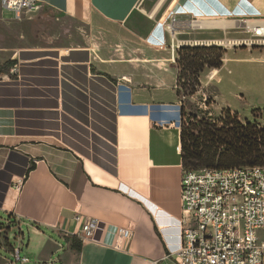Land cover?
<instances>
[{"label": "crops", "instance_id": "0c3cea01", "mask_svg": "<svg viewBox=\"0 0 264 264\" xmlns=\"http://www.w3.org/2000/svg\"><path fill=\"white\" fill-rule=\"evenodd\" d=\"M139 1L39 0L37 11L88 28L85 44L67 47L13 48L14 16L0 12V65L14 61L0 69V236L13 250H22L26 228L41 237L45 263L53 252L60 263H171L182 217L176 49L233 40L241 17L264 15V0H169L137 31L128 22ZM165 17L190 25L171 35ZM228 51L220 68L201 73L202 85L218 90ZM212 97L211 109L239 115ZM76 215L99 222L78 253L66 239L81 228ZM118 227L129 235L112 245Z\"/></svg>", "mask_w": 264, "mask_h": 264}, {"label": "built area", "instance_id": "2783aa9c", "mask_svg": "<svg viewBox=\"0 0 264 264\" xmlns=\"http://www.w3.org/2000/svg\"><path fill=\"white\" fill-rule=\"evenodd\" d=\"M0 7L20 18L23 12L37 11L41 5L39 0H0ZM241 21L253 38L242 42L264 47V18ZM250 21L254 23L248 25ZM176 25L172 17L166 26L171 35ZM179 192L180 242L167 255L170 264H264V166L183 168ZM81 219L76 237L81 242L94 240L98 220L75 216V220ZM128 235V229L115 228L111 244L119 245ZM20 250V246L14 249L10 264L29 262L28 257L20 256Z\"/></svg>", "mask_w": 264, "mask_h": 264}, {"label": "rangeland", "instance_id": "374dc122", "mask_svg": "<svg viewBox=\"0 0 264 264\" xmlns=\"http://www.w3.org/2000/svg\"><path fill=\"white\" fill-rule=\"evenodd\" d=\"M168 1L140 0L135 9V14L128 22V25L139 31L147 19L164 11ZM216 1L218 2V0ZM245 3H247V0H245ZM188 9L191 10V8ZM0 12L4 19L13 18V15L4 8L0 7ZM165 18V20L168 19L166 22L169 24L171 18ZM241 18H264V15L260 12H254ZM181 24L186 27L190 25L189 22H179L177 20L176 26ZM9 27L11 31L9 41L13 48L34 45L50 47L83 45L87 40L88 33L87 27L73 20L64 17L57 18L54 15H48L40 11L23 12L20 18H14L10 21ZM231 31L233 33L230 38L235 40L234 43L231 45H220L226 50L229 48L230 51L226 54L229 62L223 70L222 82L219 85L217 84L218 90L211 84L202 85L200 82L196 92L189 94L188 90H186L187 88H183V84H186L187 80L181 78L178 85V98L183 105L185 112L184 122L188 128H193L203 118L216 125H221L222 120L233 117V112L229 109L210 108L213 103L212 96L215 93L219 107L228 105L237 110L241 117L239 118V115H237L238 119L242 123L246 119L258 124L260 127L264 126V47L256 44L245 45L242 42V40L253 39L250 33L245 30L243 22H236ZM0 41H3V39H0ZM242 46L256 49H254L253 53L237 49ZM232 49L236 50L232 51ZM228 69L231 72H228ZM207 70L208 68H206ZM201 76L204 78V74H200ZM209 112H212V114L209 115ZM22 230L24 235L20 256L28 257L29 262L26 264H76V256L71 257L69 262L64 260V262L60 263L58 258L61 252L50 254L51 261L54 259L56 261L45 263L44 260L47 262V256L45 251L40 249L41 237L29 234L26 228ZM2 234H6V232L4 231ZM53 238L59 240L57 236H53ZM60 244L65 245L64 238L60 240ZM0 246L5 248L0 247V264H10L8 262L13 260L12 253L14 250L10 245L9 239L3 235L0 236ZM38 260L40 261L38 262Z\"/></svg>", "mask_w": 264, "mask_h": 264}, {"label": "trees", "instance_id": "16d2710c", "mask_svg": "<svg viewBox=\"0 0 264 264\" xmlns=\"http://www.w3.org/2000/svg\"><path fill=\"white\" fill-rule=\"evenodd\" d=\"M176 52L178 95L181 78L187 80V87L183 84V88H187L189 94L195 93L200 86V74L206 68H220L226 49L217 45L180 46ZM13 63L7 61L0 65V69L9 68ZM184 115L182 105L180 153L184 169L264 166V126L246 119L242 123L238 114L233 112V117L222 120L221 125L203 118L193 128H188ZM32 168L33 165L29 170ZM66 239L69 248L78 253L82 242L74 235Z\"/></svg>", "mask_w": 264, "mask_h": 264}, {"label": "bare ground", "instance_id": "6f19581e", "mask_svg": "<svg viewBox=\"0 0 264 264\" xmlns=\"http://www.w3.org/2000/svg\"><path fill=\"white\" fill-rule=\"evenodd\" d=\"M224 22H225V20H224ZM215 23V22H214ZM248 23V25H252L254 22L253 21H250V22H247ZM217 24V23H216ZM220 24H222V23H220ZM227 24V23H226ZM192 25H199V24H196V23H194V24H192ZM201 25H203V23L201 24ZM222 25H224V24H222Z\"/></svg>", "mask_w": 264, "mask_h": 264}]
</instances>
